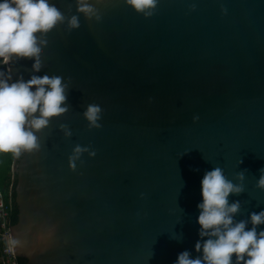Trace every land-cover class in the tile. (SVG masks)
Returning <instances> with one entry per match:
<instances>
[{
	"label": "water",
	"instance_id": "95a60500",
	"mask_svg": "<svg viewBox=\"0 0 264 264\" xmlns=\"http://www.w3.org/2000/svg\"><path fill=\"white\" fill-rule=\"evenodd\" d=\"M91 2L100 19L51 0L65 19L41 37V71L11 63L13 80L48 74L68 85V111L12 163L15 256L173 264L198 239L205 171L221 167L234 183L244 171V191L228 198L240 201L236 220L264 209V0H159L149 18L125 0ZM89 104L102 109L99 128L83 116ZM76 146L88 151L73 170Z\"/></svg>",
	"mask_w": 264,
	"mask_h": 264
},
{
	"label": "clouds",
	"instance_id": "9594fccd",
	"mask_svg": "<svg viewBox=\"0 0 264 264\" xmlns=\"http://www.w3.org/2000/svg\"><path fill=\"white\" fill-rule=\"evenodd\" d=\"M125 3L137 14L149 18L159 0H125ZM76 4L77 13L88 19H100L91 0H76ZM64 19L51 0H0V153L19 157L38 151L37 133L48 127L52 118L68 111V85L63 77L33 74L27 80L22 76L13 80L11 74L13 57L31 59L33 73L41 71L40 56L46 44L41 37ZM68 25L71 29L78 28L79 16H71ZM101 112L98 104L86 107L83 116L90 127H101ZM65 135L70 133L66 131ZM84 151L88 150L74 148L69 157L71 169H75V161ZM258 171L256 187L264 191V167ZM236 180L239 182L229 180L218 166L205 171L200 181L201 199L196 206L198 239L192 251L178 253L173 264H264V227H260L264 225V209L250 212L247 220L235 219L240 201L229 202L228 198L244 191V171L236 174ZM19 245L15 236L7 242L13 252Z\"/></svg>",
	"mask_w": 264,
	"mask_h": 264
},
{
	"label": "built area",
	"instance_id": "2783aa9c",
	"mask_svg": "<svg viewBox=\"0 0 264 264\" xmlns=\"http://www.w3.org/2000/svg\"><path fill=\"white\" fill-rule=\"evenodd\" d=\"M12 192L0 188V240L4 246L0 253V264H18L15 252L9 250L7 242L11 240V225L13 215Z\"/></svg>",
	"mask_w": 264,
	"mask_h": 264
},
{
	"label": "trees",
	"instance_id": "16d2710c",
	"mask_svg": "<svg viewBox=\"0 0 264 264\" xmlns=\"http://www.w3.org/2000/svg\"><path fill=\"white\" fill-rule=\"evenodd\" d=\"M15 155L12 153H0V188L3 191L8 192V188L12 187L14 189V184L12 183V163L14 161ZM15 193L14 190L12 192V201H13V215H12V224L17 221V209L14 203ZM4 246V242L0 240V253ZM20 263L25 262L24 259H18Z\"/></svg>",
	"mask_w": 264,
	"mask_h": 264
},
{
	"label": "flooded vegetation",
	"instance_id": "af4514ba",
	"mask_svg": "<svg viewBox=\"0 0 264 264\" xmlns=\"http://www.w3.org/2000/svg\"><path fill=\"white\" fill-rule=\"evenodd\" d=\"M11 175H12V177L14 178V173H13V171H11ZM8 191H9L10 193L13 192L12 187H9V188H8Z\"/></svg>",
	"mask_w": 264,
	"mask_h": 264
}]
</instances>
